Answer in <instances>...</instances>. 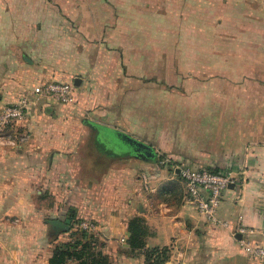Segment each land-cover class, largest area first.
Here are the masks:
<instances>
[{
    "label": "crops",
    "instance_id": "obj_1",
    "mask_svg": "<svg viewBox=\"0 0 264 264\" xmlns=\"http://www.w3.org/2000/svg\"><path fill=\"white\" fill-rule=\"evenodd\" d=\"M254 3L264 18V0ZM24 7V0H0V108L23 97L29 103L25 120L10 127L25 132L26 142L0 145V264H48L54 246L69 241L82 221L95 224L90 233L109 264H145L146 250L163 247L169 249L165 264H264L239 246L241 238L264 245V120L241 124L235 136L214 127L213 140L207 137L206 147L199 144L193 158H184L195 169L236 180L216 211L228 227L212 225L188 201L180 167L175 177L153 172L137 157L110 152L104 161L88 158V147L99 143L93 125L135 136L130 131L136 123L125 108L115 109L113 93L98 89L101 70L104 82L114 80L120 49L109 45L99 24L90 30L78 15L46 17ZM66 21L79 25L71 29ZM49 81L72 83L74 102L35 99L32 93ZM262 105L253 108L256 115L264 113ZM248 112L247 106L223 107L224 115ZM66 219L68 231L52 223ZM133 222L144 230L140 247L129 245Z\"/></svg>",
    "mask_w": 264,
    "mask_h": 264
},
{
    "label": "rangeland",
    "instance_id": "obj_2",
    "mask_svg": "<svg viewBox=\"0 0 264 264\" xmlns=\"http://www.w3.org/2000/svg\"><path fill=\"white\" fill-rule=\"evenodd\" d=\"M31 1L24 0L25 10L46 17L78 15L90 30L99 24L109 45L120 49L121 63L111 70L114 80L104 82L101 70L98 89L113 93L115 109L125 108L136 123L130 132L154 148L155 161L137 157L153 172L176 177V167L197 168L184 158H193L197 145L206 147L207 137L213 140L214 127L235 136L241 124L264 120V113L253 111L264 104L259 98L264 94L259 83L264 81V18L254 12V0ZM78 23L68 21L66 27L75 29ZM248 69L255 78L246 76ZM241 106L249 112L223 114V107ZM94 144L88 158L104 161L106 155Z\"/></svg>",
    "mask_w": 264,
    "mask_h": 264
},
{
    "label": "built area",
    "instance_id": "obj_3",
    "mask_svg": "<svg viewBox=\"0 0 264 264\" xmlns=\"http://www.w3.org/2000/svg\"><path fill=\"white\" fill-rule=\"evenodd\" d=\"M35 99L46 97L63 104L74 102V85L67 82H47L39 90L32 93ZM29 103L26 97L17 104L6 105L0 108V145L8 144L13 148L25 143V132H11V126H17L25 120ZM178 174L184 181L187 199L193 204L199 215L208 223L221 227H228V223L217 217L216 211L221 200L222 192L235 183V178L230 174H223L207 169H195L183 166L178 169ZM95 224L92 221H82L78 230L93 231ZM237 232L247 233L245 228L239 227ZM240 248L252 258L264 262V245L241 238Z\"/></svg>",
    "mask_w": 264,
    "mask_h": 264
},
{
    "label": "trees",
    "instance_id": "obj_4",
    "mask_svg": "<svg viewBox=\"0 0 264 264\" xmlns=\"http://www.w3.org/2000/svg\"><path fill=\"white\" fill-rule=\"evenodd\" d=\"M97 140L106 147L105 149L114 153V155L122 154L101 142V139ZM153 161H155V159H153ZM69 218L71 221L73 220L72 215H70ZM129 230L131 234L129 245L131 247H140L142 245L141 239L144 234L143 227L133 222L129 225ZM69 236V241L54 246L48 264H109L108 258L96 250V238L89 231L79 230L78 233L70 232ZM168 259L169 249L167 247L153 248L145 251V264H165Z\"/></svg>",
    "mask_w": 264,
    "mask_h": 264
},
{
    "label": "water",
    "instance_id": "obj_5",
    "mask_svg": "<svg viewBox=\"0 0 264 264\" xmlns=\"http://www.w3.org/2000/svg\"><path fill=\"white\" fill-rule=\"evenodd\" d=\"M74 84L77 85L76 82ZM93 128H95L97 132V139H101L104 144H107V146L115 149L119 153H129L135 156L143 154L144 157L150 159L156 156L154 148L151 145L138 140L123 131L100 124L93 125ZM52 223L57 229L68 231L70 228L69 219H66L64 222L55 220Z\"/></svg>",
    "mask_w": 264,
    "mask_h": 264
},
{
    "label": "flooded vegetation",
    "instance_id": "obj_6",
    "mask_svg": "<svg viewBox=\"0 0 264 264\" xmlns=\"http://www.w3.org/2000/svg\"><path fill=\"white\" fill-rule=\"evenodd\" d=\"M96 136H97V134H96ZM94 146L96 147V149H97V151L99 153H102V154L110 153L107 149H105L106 147L102 143H98V144L96 143V144H94ZM132 156H135V155H132ZM141 156H144V155L143 154L142 155H139V156L136 155V157H141Z\"/></svg>",
    "mask_w": 264,
    "mask_h": 264
}]
</instances>
